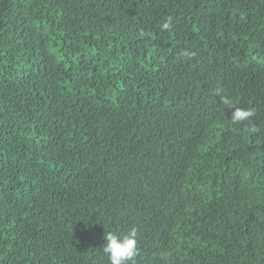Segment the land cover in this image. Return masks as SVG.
I'll use <instances>...</instances> for the list:
<instances>
[{
	"label": "trees",
	"instance_id": "obj_1",
	"mask_svg": "<svg viewBox=\"0 0 264 264\" xmlns=\"http://www.w3.org/2000/svg\"><path fill=\"white\" fill-rule=\"evenodd\" d=\"M133 228L132 264H264V0H0V264Z\"/></svg>",
	"mask_w": 264,
	"mask_h": 264
},
{
	"label": "clouds",
	"instance_id": "obj_2",
	"mask_svg": "<svg viewBox=\"0 0 264 264\" xmlns=\"http://www.w3.org/2000/svg\"><path fill=\"white\" fill-rule=\"evenodd\" d=\"M171 28V19L161 25V30ZM227 103V101H225ZM253 115L252 111H236L232 117L234 121L248 119ZM253 131L256 129L253 128ZM102 251L107 255L109 264H132L137 254L136 230L131 229L126 235L118 236L112 232L104 233ZM106 241V243H105Z\"/></svg>",
	"mask_w": 264,
	"mask_h": 264
}]
</instances>
